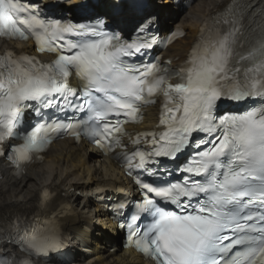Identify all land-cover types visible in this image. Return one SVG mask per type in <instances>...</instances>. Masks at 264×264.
Wrapping results in <instances>:
<instances>
[{
  "label": "snow or ice",
  "instance_id": "obj_1",
  "mask_svg": "<svg viewBox=\"0 0 264 264\" xmlns=\"http://www.w3.org/2000/svg\"><path fill=\"white\" fill-rule=\"evenodd\" d=\"M78 7L88 13L80 21L50 15L39 0H0V35L34 39L55 57L0 55V156L19 166L59 135L89 138L134 176L133 211L119 201L116 211L153 264H264V0H229L176 67L152 55L169 0ZM158 98L159 129L131 139L124 125ZM229 104L241 107L222 111ZM62 214L0 224V240L26 253H0V264L58 252Z\"/></svg>",
  "mask_w": 264,
  "mask_h": 264
},
{
  "label": "bare ground",
  "instance_id": "obj_2",
  "mask_svg": "<svg viewBox=\"0 0 264 264\" xmlns=\"http://www.w3.org/2000/svg\"><path fill=\"white\" fill-rule=\"evenodd\" d=\"M78 2L81 0H71L68 5L72 6ZM228 3L229 0H193L182 12L179 7L171 5L166 10V16H177L174 26H181L186 30V34L176 40L174 46H165L162 53L180 56L182 59L205 17ZM72 10L70 8V11ZM17 46L26 48L28 45ZM155 115L156 111H149L150 125L156 121ZM46 157L44 162L25 169L18 177L12 175L7 163L1 164L0 224L6 225L8 218L31 214L35 209L37 193L42 188H48L55 194L48 206V212L61 200L72 203L75 210L73 217L66 219L64 224L69 235L66 240L68 248L75 255L73 264H149L131 250H111L119 234L112 229L110 218L105 217L103 211L93 205L91 199L83 197L84 190L98 185L129 188L128 179L121 171L101 158L96 148L74 144L71 139L52 142L46 151ZM79 226L81 228H78ZM2 229L0 228V232ZM7 246L5 245V248L11 250ZM84 247L89 250L86 251ZM38 264L57 262L53 260Z\"/></svg>",
  "mask_w": 264,
  "mask_h": 264
}]
</instances>
